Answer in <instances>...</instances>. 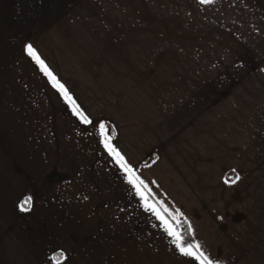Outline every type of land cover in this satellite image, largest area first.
<instances>
[{
    "label": "crops",
    "instance_id": "0c3cea01",
    "mask_svg": "<svg viewBox=\"0 0 264 264\" xmlns=\"http://www.w3.org/2000/svg\"><path fill=\"white\" fill-rule=\"evenodd\" d=\"M33 1L0 33V264H199L108 154L105 120L211 258L264 264V0H44V22Z\"/></svg>",
    "mask_w": 264,
    "mask_h": 264
},
{
    "label": "snow or ice",
    "instance_id": "6c2138e0",
    "mask_svg": "<svg viewBox=\"0 0 264 264\" xmlns=\"http://www.w3.org/2000/svg\"><path fill=\"white\" fill-rule=\"evenodd\" d=\"M213 0H201V3H211ZM25 51L27 54L35 60L37 65L53 82V85L64 95L66 101L71 103L74 113L77 117L85 124H92L93 121L91 117L80 107L79 104L73 98L71 92L67 87L59 80L55 75L52 69L47 65L45 60L41 57L36 48L33 47L31 43L25 45ZM105 125L101 124L100 128L102 133H104ZM112 137L104 133L103 144L108 154L115 159L117 165L124 170L128 183L133 185L136 189L137 194L141 196V199L144 201V207L146 210H149L155 214L158 220H160L162 226L166 233L173 237V243L180 253L187 257L195 258L199 261V264H221L220 261L211 258L209 254L204 250L201 241L195 238V230L190 221L184 217L183 212L179 210H170L167 205H164L163 201H160L159 204L156 202H150L151 197L154 193L151 192V189L148 183L141 177L138 173L136 167H134L120 151V149L112 142ZM158 159V157H157ZM235 171V170H233ZM240 179V176L237 174L235 180L232 181L235 183ZM154 183V182H153ZM32 202V197L27 196L21 201L18 207L22 211L29 210V207ZM160 205H163L161 207ZM183 218V219H182ZM187 225L185 227L184 225ZM59 258L62 260H67V253L61 250L58 254ZM58 264L60 261L58 260Z\"/></svg>",
    "mask_w": 264,
    "mask_h": 264
},
{
    "label": "rangeland",
    "instance_id": "374dc122",
    "mask_svg": "<svg viewBox=\"0 0 264 264\" xmlns=\"http://www.w3.org/2000/svg\"><path fill=\"white\" fill-rule=\"evenodd\" d=\"M58 8L61 9L63 5H65L69 0H58ZM36 5L37 0L33 1ZM44 0H42V9L41 14L43 18V22L46 21L48 15H47V9L43 5ZM60 4L62 6L60 7ZM0 8H3L1 11V17H0V33L2 32L7 35L11 36L14 33H20L22 31L23 24L18 22V16L25 15L27 16L28 13H34L33 10L30 9L27 5L24 4V0H0ZM36 9L38 6L35 7ZM6 12L7 18L3 21V13ZM41 18V19H42Z\"/></svg>",
    "mask_w": 264,
    "mask_h": 264
},
{
    "label": "trees",
    "instance_id": "16d2710c",
    "mask_svg": "<svg viewBox=\"0 0 264 264\" xmlns=\"http://www.w3.org/2000/svg\"><path fill=\"white\" fill-rule=\"evenodd\" d=\"M101 124H104L106 127H105V129H104V133H106V134H108V135H110L113 139H112V142H113V140H114V138H115V128H114V126H113V124L110 122V121H107V120H105V121H102L101 122ZM100 124V125H101ZM104 133H102V135H103V138H104ZM151 201H153V202H156L157 204H159V200H157L156 199V197L153 195L152 197H151ZM161 207H163V205H160ZM181 212V211H180ZM185 217V216H184ZM183 219V218H182ZM185 227H187V225L185 224L184 225Z\"/></svg>",
    "mask_w": 264,
    "mask_h": 264
}]
</instances>
